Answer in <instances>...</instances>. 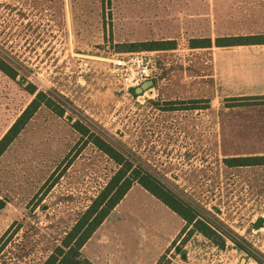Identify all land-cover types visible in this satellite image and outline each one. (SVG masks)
<instances>
[{
  "label": "rangeland",
  "instance_id": "obj_1",
  "mask_svg": "<svg viewBox=\"0 0 264 264\" xmlns=\"http://www.w3.org/2000/svg\"><path fill=\"white\" fill-rule=\"evenodd\" d=\"M254 1L0 0V59L15 72L0 70V139L38 92L55 103L0 158V264H44L120 168L76 123L211 226L209 238L163 203L177 235L158 264H264V166L225 163L264 142L221 139L212 51L190 45L249 30L262 13ZM131 52L152 53L159 68L142 92L150 81L132 91L111 71ZM132 207L119 211L125 235Z\"/></svg>",
  "mask_w": 264,
  "mask_h": 264
},
{
  "label": "crops",
  "instance_id": "obj_2",
  "mask_svg": "<svg viewBox=\"0 0 264 264\" xmlns=\"http://www.w3.org/2000/svg\"><path fill=\"white\" fill-rule=\"evenodd\" d=\"M254 3L262 8V13L252 16L249 30L218 37H253L254 42L201 48L212 51L213 94L219 107L216 125L224 141L264 142V105L225 106L231 98L264 97V0H255ZM248 156H264V151L238 157ZM134 189L127 193L82 248V256L93 264H158L175 240V215L169 214L167 207L154 197ZM139 195H142L141 200ZM126 202L136 211L129 214V231L125 235L120 232L123 222L119 211Z\"/></svg>",
  "mask_w": 264,
  "mask_h": 264
},
{
  "label": "trees",
  "instance_id": "obj_3",
  "mask_svg": "<svg viewBox=\"0 0 264 264\" xmlns=\"http://www.w3.org/2000/svg\"><path fill=\"white\" fill-rule=\"evenodd\" d=\"M253 37H231L217 38L214 45L231 46L243 44L247 45L254 42ZM165 45H171L164 42ZM174 45V44H173ZM191 48L212 47L213 43L210 38L192 39L190 41ZM149 48V49H153ZM159 49H173V47H164ZM0 70L8 74L10 77L15 76V72L0 59ZM133 91L134 88H131ZM32 94L35 90L31 91ZM264 104V97H247V98H231L227 101V107H235L239 105L252 106ZM55 103L51 98L47 97L43 92H38L33 101L27 106L22 114L11 125L5 135L0 139V158L8 149L10 144L19 136L25 126L30 122L33 116L42 106L52 107ZM75 129L82 135V139L86 143H93L111 159L120 165L118 171L112 176L106 187L93 201L88 210L79 218L72 229L57 246L54 252L47 258L44 264H93L82 256L81 250L95 231L108 218L115 207L125 198L127 193L135 183L141 185L146 191L159 199L173 212L178 214L187 223L188 228L193 226L204 236L212 238L214 234L211 226L198 219L197 214L189 207L173 203L171 200L173 195L151 174L144 172L139 166L126 159L119 151L115 150L111 145L91 132L81 123L74 124ZM225 163L228 167H247V166H264V156H248V157H231L226 158ZM174 199V198H173ZM175 201V200H174ZM187 207V212L182 208Z\"/></svg>",
  "mask_w": 264,
  "mask_h": 264
},
{
  "label": "built area",
  "instance_id": "obj_4",
  "mask_svg": "<svg viewBox=\"0 0 264 264\" xmlns=\"http://www.w3.org/2000/svg\"><path fill=\"white\" fill-rule=\"evenodd\" d=\"M150 52H131L121 54L111 60L112 73L118 82L129 89L139 84L158 79L159 68Z\"/></svg>",
  "mask_w": 264,
  "mask_h": 264
},
{
  "label": "water",
  "instance_id": "obj_5",
  "mask_svg": "<svg viewBox=\"0 0 264 264\" xmlns=\"http://www.w3.org/2000/svg\"><path fill=\"white\" fill-rule=\"evenodd\" d=\"M153 85V82H147V83H144L141 87H138L136 88V93L137 92H142L144 90L145 87H149V86H152Z\"/></svg>",
  "mask_w": 264,
  "mask_h": 264
}]
</instances>
